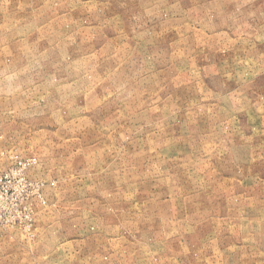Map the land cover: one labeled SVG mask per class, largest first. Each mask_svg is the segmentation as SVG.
<instances>
[{
  "label": "rangeland",
  "instance_id": "obj_1",
  "mask_svg": "<svg viewBox=\"0 0 264 264\" xmlns=\"http://www.w3.org/2000/svg\"><path fill=\"white\" fill-rule=\"evenodd\" d=\"M0 264H264V0H0Z\"/></svg>",
  "mask_w": 264,
  "mask_h": 264
}]
</instances>
